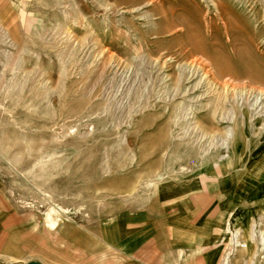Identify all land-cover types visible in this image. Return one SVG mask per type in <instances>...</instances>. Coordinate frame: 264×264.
<instances>
[{"label":"rangeland","instance_id":"rangeland-1","mask_svg":"<svg viewBox=\"0 0 264 264\" xmlns=\"http://www.w3.org/2000/svg\"><path fill=\"white\" fill-rule=\"evenodd\" d=\"M195 196L202 253L264 264V0H0V208L37 251L133 264L136 209Z\"/></svg>","mask_w":264,"mask_h":264},{"label":"crops","instance_id":"crops-1","mask_svg":"<svg viewBox=\"0 0 264 264\" xmlns=\"http://www.w3.org/2000/svg\"><path fill=\"white\" fill-rule=\"evenodd\" d=\"M211 206L195 196L168 207L162 204L160 213L150 212L151 207L136 209L137 213L133 214V264H216L212 252L202 253L203 248L210 247L214 236L215 228L204 222ZM5 210L3 204L0 208V264H59L37 251V226L27 231L25 221L11 222ZM204 235L206 240H203ZM99 243L105 247V237Z\"/></svg>","mask_w":264,"mask_h":264},{"label":"water","instance_id":"water-1","mask_svg":"<svg viewBox=\"0 0 264 264\" xmlns=\"http://www.w3.org/2000/svg\"><path fill=\"white\" fill-rule=\"evenodd\" d=\"M24 264H42L40 262H28V263H24Z\"/></svg>","mask_w":264,"mask_h":264}]
</instances>
